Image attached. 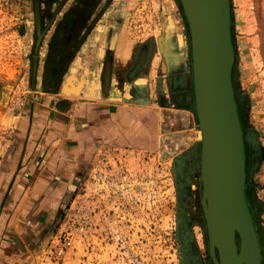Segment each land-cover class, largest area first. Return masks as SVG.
<instances>
[{
    "label": "crops",
    "instance_id": "0c3cea01",
    "mask_svg": "<svg viewBox=\"0 0 264 264\" xmlns=\"http://www.w3.org/2000/svg\"><path fill=\"white\" fill-rule=\"evenodd\" d=\"M173 1L60 0L66 8L42 27L38 0L34 76L31 59L27 89L0 87L11 127L0 154V264H37L103 153L181 165L198 155L189 35Z\"/></svg>",
    "mask_w": 264,
    "mask_h": 264
},
{
    "label": "rangeland",
    "instance_id": "374dc122",
    "mask_svg": "<svg viewBox=\"0 0 264 264\" xmlns=\"http://www.w3.org/2000/svg\"><path fill=\"white\" fill-rule=\"evenodd\" d=\"M48 1L42 0V27L66 8L60 0ZM229 1L232 85L245 138V195L264 252V0ZM173 2L189 35L179 0ZM35 39L33 0H0V87L6 91L27 89ZM7 107L1 98L0 154L11 128ZM197 149L188 165L138 152L103 153L69 202L84 211L92 247L139 264H213L200 202V143ZM85 247L76 252L82 254Z\"/></svg>",
    "mask_w": 264,
    "mask_h": 264
},
{
    "label": "water",
    "instance_id": "95a60500",
    "mask_svg": "<svg viewBox=\"0 0 264 264\" xmlns=\"http://www.w3.org/2000/svg\"><path fill=\"white\" fill-rule=\"evenodd\" d=\"M188 30L194 112L200 132L201 207L213 264H261L262 255L245 197V138L232 85L234 49L229 0H179ZM32 77L42 30L33 0ZM222 234L224 240H222Z\"/></svg>",
    "mask_w": 264,
    "mask_h": 264
},
{
    "label": "built area",
    "instance_id": "2783aa9c",
    "mask_svg": "<svg viewBox=\"0 0 264 264\" xmlns=\"http://www.w3.org/2000/svg\"><path fill=\"white\" fill-rule=\"evenodd\" d=\"M89 221L81 208L72 205L56 231L46 240L37 264H139L127 255L107 256L87 238ZM86 245L82 254L76 251Z\"/></svg>",
    "mask_w": 264,
    "mask_h": 264
},
{
    "label": "trees",
    "instance_id": "16d2710c",
    "mask_svg": "<svg viewBox=\"0 0 264 264\" xmlns=\"http://www.w3.org/2000/svg\"><path fill=\"white\" fill-rule=\"evenodd\" d=\"M237 108H238V116H239V119H240V122H241V116H240L238 104H237ZM248 204H249L248 208L250 209L253 222H255V224H257V220H256V217H255L256 215H255V212L253 211V207L251 206V203H248ZM256 232H257L258 237H260V235H259V228L256 230ZM260 248H263V242H262L261 238H260ZM263 253H264L263 250H261V255H263Z\"/></svg>",
    "mask_w": 264,
    "mask_h": 264
},
{
    "label": "bare ground",
    "instance_id": "6f19581e",
    "mask_svg": "<svg viewBox=\"0 0 264 264\" xmlns=\"http://www.w3.org/2000/svg\"><path fill=\"white\" fill-rule=\"evenodd\" d=\"M247 200H248V199H247ZM221 237H222V240H224L223 234H222ZM224 248H225V251H226V257H225V259L227 258V263H228V264H235V263H236L235 259H233V258L229 255L227 241L224 242Z\"/></svg>",
    "mask_w": 264,
    "mask_h": 264
},
{
    "label": "flooded vegetation",
    "instance_id": "af4514ba",
    "mask_svg": "<svg viewBox=\"0 0 264 264\" xmlns=\"http://www.w3.org/2000/svg\"><path fill=\"white\" fill-rule=\"evenodd\" d=\"M245 197H246V195H245ZM246 202H247V204H248L247 197H246Z\"/></svg>",
    "mask_w": 264,
    "mask_h": 264
}]
</instances>
